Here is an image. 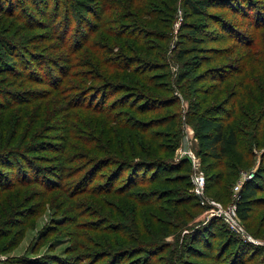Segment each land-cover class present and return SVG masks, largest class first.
Masks as SVG:
<instances>
[{"label": "rangeland", "instance_id": "obj_1", "mask_svg": "<svg viewBox=\"0 0 264 264\" xmlns=\"http://www.w3.org/2000/svg\"><path fill=\"white\" fill-rule=\"evenodd\" d=\"M19 1L22 2V9L18 10L19 13L20 10L25 9L23 13H20V18L8 15L6 11H0L1 58L4 59L6 53L2 43L9 39L19 44L21 56L26 59L32 69L35 68L34 73H40L38 74L40 77L44 76L43 71L33 64L35 60H29L31 55L39 54L47 59H56L63 65L65 63L72 65L74 68L67 71L66 76L76 85V88L102 84V81L95 80L98 71L109 69L104 63H100L99 68L91 67L90 60H95L92 47L83 43L84 46L77 53L75 49L66 51L60 39L52 34L51 14L43 13L42 3L38 1L39 7H36L34 0ZM103 1L99 0V3L94 0H79L74 7L78 12L86 15L89 20H94L95 18L86 7L98 4L101 9L102 5L105 6ZM118 1L124 5L127 4L122 0ZM147 1L151 3L147 10L143 13L134 11V16L128 21L120 19V14L117 15L122 13L124 8L116 10L114 7L110 11L109 15H113L112 18L109 17L112 19L110 24L116 29L123 25L128 28L127 30L142 28L143 31L136 29L138 36L135 37L136 39H114V43L118 44L114 47L111 44L110 51L104 58L107 60L112 57L114 61L118 59L123 61L122 57L126 56L131 59V63H133L132 59H139L154 64L156 70L150 72L153 76V86L146 92L152 96L153 102L151 100L147 102L148 110L138 115L135 114V117L138 116L141 120L151 123L152 133L168 134L165 125L159 124L160 120L167 118V123L170 124L173 121L172 127H176L175 129L180 132L179 145L174 151V158L179 161L182 157L179 159L177 157L181 151L191 150L197 162L194 167L193 161L189 159L190 163H185L183 169L171 175L180 176L188 173L192 178L196 169L203 170L209 176L211 184L217 172L225 167L223 161H218L205 152L200 153L201 147L195 136V128L189 123L195 115L205 114L215 117L238 132V144L228 148L226 159H224L228 167L225 169L226 174L223 181L227 180L225 183L229 182L228 185L223 188L214 186L206 188V179L202 197L193 192V187L190 188L188 191H192L197 197L195 198L197 201L194 199L193 202H197L198 205L190 219L186 218L181 211V208L185 209L184 204L178 207V212L182 215H178L176 220L172 218L173 216H164L162 212L151 209V217L154 214L158 215H156L157 221L150 223L151 228L146 222L143 224L145 226L143 229L148 233L141 232L133 226L132 219L107 215L112 222L117 223L115 219H118L121 221L120 224L125 226L128 224V228H131L128 231L130 240L115 235H113L114 238H109L104 232L88 229L85 226L91 221L106 222L105 214L112 215L114 211L112 207L114 201L111 198L117 200L118 198L106 194H94V196L83 194L76 199L73 206L76 208L73 210V207L64 204L67 196L63 189H51V179L57 182L65 181L60 176L62 173L68 174L64 170H59L62 162L58 160V154L46 150L48 143L63 144L71 141L65 137V135L69 136L65 120L58 119V117L51 120L53 111L63 109L62 103L65 102L67 89L57 96L56 94L51 96V84L48 82H39L27 76L16 77L5 73L0 74V92L4 89L12 92L25 91L26 94L19 98L30 103L28 105L20 102L19 105H11V108L4 106L0 108V121L6 122L10 117L12 125L19 123L22 113H27L24 114L22 130L12 146L16 148L21 146L20 151H24L28 157L27 161L19 160L18 162L13 155L11 157L13 164L8 167L0 159V264H110L108 260H115V264H185L186 260L216 264L214 260L208 258H195L187 251L188 245L193 243L192 235L195 228L206 226L211 221H214L215 234L206 239L209 240L210 247L204 251H213L218 264H238L248 257L250 261L245 264L264 262V205L260 201V198H264V187L260 191L259 200L257 199L250 217L245 221L240 220L241 228L248 236L246 239L241 233L231 229L223 217L213 210L218 208L226 210L227 207L233 205L242 183L247 178H251L257 168L264 164L262 155L264 146L255 144V142L264 143V77L258 76V79L253 82L249 81L251 74L258 68V62L252 59L255 54L250 56L251 52L248 48L253 51L255 48L244 44V41L237 38L240 33L248 34V38L251 39L255 33L263 30V28H256L253 15L258 11L257 6L262 5L264 0H207L208 4L202 6L208 14L207 17L192 12L184 0H167L168 6H163L161 0ZM9 2L10 0H0V6L3 4L6 6ZM228 3L230 6L233 3L236 7L231 8ZM107 13L108 11L103 14L107 17ZM261 16L263 17L264 14L262 13ZM32 19L35 20L31 21ZM81 26L85 27L84 24ZM183 27L195 28L196 36L202 39L201 45L194 46V40L186 39L183 36L186 33ZM107 34L109 35V31L107 32L106 29L99 30L97 37L92 40L105 42ZM182 48H188L185 56L187 64L179 61L177 57ZM19 62L18 57L16 61H10L9 64L19 67ZM49 65L51 62H46L45 66L49 67ZM27 69L22 71L26 72ZM183 72L186 73V77L180 78ZM218 72L228 77L227 80L220 83L215 80L214 77ZM214 85L217 86L214 87ZM29 91H34L37 95L34 93L27 95ZM118 95L122 94H116L115 97ZM174 97H177V102L173 105L169 104ZM163 99L171 101L168 103ZM251 99L256 101L252 103ZM51 100L57 102L48 106ZM233 100L236 101V108L232 105ZM26 108H31L30 112H34L35 115L36 112L42 111L46 113L45 115L48 114V117L45 119L44 116V119H39L37 123L32 119L28 121L29 110L26 111ZM232 109H238V112L234 113L229 120L225 119L226 112ZM80 119H77L76 125ZM175 122L177 124L174 126ZM257 130H260L262 134L258 136ZM16 133V130L13 131L11 137H16ZM101 137L106 141L105 135ZM149 137L150 135L144 131L139 133L137 140L148 144ZM167 138L163 140L166 141ZM19 142L23 143L19 144ZM140 159L149 158L141 156ZM154 160H157L156 156ZM22 163H29L23 164L30 165L29 169L21 171ZM70 165L69 169H74L78 163ZM187 168L190 169L189 172H186ZM235 169H237V174L230 175ZM21 176L22 178L43 177L44 183L47 184L37 182L23 184ZM99 181L96 180L94 183ZM65 182L70 186L71 181L66 180ZM2 184L10 187L1 188ZM78 200H85L83 202L87 204L88 202L95 204L88 208L87 204L77 206ZM120 201L122 202V198ZM100 205L103 206L104 214L93 216V214L86 213ZM119 205L122 206V204ZM161 207L166 206L162 204ZM169 207L174 208L175 206L170 205ZM80 210L83 212L79 213ZM133 213L138 214V211L135 210ZM161 219H168L170 224L159 222ZM254 241H259L258 245ZM77 243L80 245L78 248ZM99 243L103 249H111V251L113 247H121L113 252L114 254L120 250L119 254H115L118 256H105L98 262H90L91 260L86 255L95 253L97 249L100 251L102 248L96 247ZM239 243H248L252 247L250 252L242 258L238 256ZM259 243L262 244L259 245ZM254 247H262V249ZM253 250L259 252L253 253ZM146 255H148L147 261L144 260Z\"/></svg>", "mask_w": 264, "mask_h": 264}, {"label": "trees", "instance_id": "obj_2", "mask_svg": "<svg viewBox=\"0 0 264 264\" xmlns=\"http://www.w3.org/2000/svg\"><path fill=\"white\" fill-rule=\"evenodd\" d=\"M34 1L36 2V7H39V4H37L38 1L42 3L44 14H51L52 34L60 39L63 49L66 51L70 49L74 51L75 49V53H77L81 50L80 48L87 43V45L92 47V54L95 56V60H90L91 67L99 68L100 63H104L109 69L98 71L95 80L102 81V84L76 88V85L66 76V72L74 68L72 65L66 63L63 65L58 63L56 59H47L39 54L31 55L29 60H35L33 64H35L36 68L43 71L44 76L40 77L38 75L40 73H34L35 68L32 69L26 62V59L21 56L18 43H13L9 39L4 40L2 43L3 50L6 53L4 59L1 58L2 56L0 54V74L5 73L8 76L12 75L16 77L27 76L39 82H48L51 84V96L54 94L57 96L67 89V93L64 97L65 102L62 103L63 109L53 111L51 120L53 121L57 117L58 119L62 118L65 120L69 133V136L65 135V137L71 139V141L64 142L63 144L48 143L46 145V150H51V152L58 154V160L62 162L60 163L59 170H64L68 173H66L67 175L62 173L60 178L65 179V181H71V184L69 186L64 180L57 182L51 179V189H63L64 194L67 196V201L64 204H68V207L71 208L74 206L76 199L83 194H93V196L94 194H106L118 198V200L111 198L114 201V206H112L114 211L112 215L108 213L105 214L107 223L105 221H98L95 223L94 220L85 226L91 230L104 232L109 238H114L113 235L128 238V231H130L131 228H128V224L126 226L120 224L121 221L118 219H115L117 223L112 222L107 215H116L120 218L132 219L133 226L140 229L141 232H145L143 229L145 227L143 226L145 222L148 224V227L151 228L152 224L150 223H153L155 220L157 221L156 215L158 214H154V218L151 217V209L158 210L160 213L162 212L164 216H173L172 218L176 220L178 215H182L179 214L178 207L184 204L185 209L183 210V208H181L183 215L188 219L193 217V211L198 205L196 204L197 202H193V200L197 198L195 194L192 191H188L193 187L191 175H188V173L180 176L171 175V173L183 169L185 163H190V160L186 157L177 161L173 156L175 149L179 145L180 132L178 129H175L176 127H172L173 121H171L170 124L167 123V118H164L160 120L161 123L159 124L165 125L169 133H152L150 131L152 128L151 123L141 120L138 116L135 117V114L138 115L148 110L149 107L147 106V102H150V100L153 102L152 96L146 92L153 86V76L150 72L156 70L154 64L152 62H143L139 59H132L133 63H131V59L126 56L122 57L123 61H121V59L114 61L112 57H109L107 60L104 58L110 51V45L113 44L114 47L115 44H118L117 42L114 43V39H132L137 36L136 29L143 31L142 28L127 30L128 28L123 25L116 29L110 24L112 19H109V17H113V15H109L110 11L114 7L116 10L124 8L122 13H118L117 15L120 14V19L128 21L130 20L129 18L134 16L135 12L143 13V11L147 10L151 3L147 0H122L127 3L124 5L121 2L119 3L118 0H104L103 3L105 6L103 7L102 5L101 9H99L98 4L95 6L88 5V7H86L87 11L95 18L94 20H89L86 15H83L82 12H78L75 9L74 6L79 0ZM94 1L99 2V0ZM167 2V0H161L163 6H168L169 3ZM208 2L207 0H184V3L192 12L194 11L195 14L203 17L208 16L206 11L202 9V6L208 4ZM21 3L22 2L19 0H10L9 4L6 6L4 4L0 6V11H6L8 15L20 18V13L25 11V9H23L20 10L19 13L18 10L22 9ZM232 4L230 6L228 3L229 7L235 8V4ZM263 6L264 2L262 5L257 6L258 11L253 15L256 28H263V30L260 33H255L251 39L248 38V34L238 33L237 36L239 40L245 42L244 44L251 45L252 48H255L254 51L248 48L249 52H251L250 56L255 54L252 56V59L258 62V68L249 77V81L251 80L252 82L258 79V76L264 77V36H262L264 35V16H261L262 13L264 14ZM106 11H108L107 17L103 14ZM124 11L125 13H123ZM34 20L35 19H32L31 21ZM83 24L85 27L81 26ZM103 29H106L107 32L109 31V35H106L105 42L93 41L92 39L97 37L99 30ZM185 32L183 36L186 39L194 40V46L201 45L202 39L196 36L195 28H185ZM187 51L188 48H182L177 55L178 60L185 64H187L185 59ZM87 54L88 52L86 55ZM18 57L20 61L19 67L9 64L10 61H16ZM46 62H51V65H49V67L45 66ZM190 66L193 65L190 64ZM27 67H29V69H27ZM24 69L28 71H22ZM184 77H186L185 72L180 75V78ZM224 77L222 73L218 72L214 79L218 80L220 83L223 80H227L228 77ZM215 86L217 85H214V87ZM31 93L37 95L34 91H29L27 95ZM25 94V91L12 92L7 89L2 90L0 92V108L3 106L5 108H11V105H19L20 102L29 105V101H24V99L21 100V98H19ZM116 94L122 95L115 97ZM161 100L162 99H160V101ZM163 101L169 103L171 100L163 99ZM251 101L254 103L256 100L251 99ZM56 102L57 101L51 100L48 106ZM175 102H177V97H174V100L169 104L173 105ZM235 103L236 101L233 100L232 105L234 107ZM160 105L163 106L164 104ZM25 110H29L28 121L32 119V121H36L35 123H37L39 119H44V116L45 119L48 117V114L45 115L46 113L42 111L36 112L35 115L34 112H30L31 108H26ZM237 112L238 109H232L230 112L228 110L225 114V119L227 118V120H229L234 113ZM24 114L27 113L24 112L21 114L20 121L16 125L10 123V117L6 122L0 121V127L3 126L1 127L0 133V159L3 160L4 165L7 167L13 164L11 158L13 155L18 162L19 160L27 161L26 159L28 158L24 151H20L21 146H18V148L12 146L22 130V122L25 118ZM77 119H80V121L76 125L78 122ZM189 123L193 124L195 128V136L201 147L199 150L200 153L202 154V152H205L210 157L218 161H223V166H225L223 170L217 172L211 184L209 183V176L205 174L207 176L206 188H208V186L218 188L227 186L229 182L225 183L227 180L223 181V177L226 174L225 169L228 167V165L224 163V159H226L228 148L238 144V132L232 126L229 127L215 117L205 114L195 115ZM176 124L175 122L174 126ZM15 130L17 131L16 137H11V134ZM144 131L150 135V142L148 144H145L141 140H137L139 133ZM257 133L258 136L262 134L260 130H257ZM102 135H105L106 141L102 139ZM165 137H168L166 141L163 140ZM4 139H6V141ZM22 143L23 142H19V144ZM255 144L261 147L264 146V143L261 142H255ZM35 147L37 148L36 145ZM252 150L253 149H251V151ZM262 155L264 156V151ZM141 156H146L149 159H140ZM154 156L157 157V160H154ZM73 163H78V165L74 169H69V166H71L70 164ZM23 164L29 163H22L20 165V170L24 172V170L29 169L30 165ZM233 167L236 168V166ZM162 168L164 169L160 171ZM237 169L230 173V175H236ZM189 171L190 169L187 168L186 172ZM126 172L127 175H125ZM74 178L76 179L74 180ZM21 179L23 184L28 182L47 184L44 183L43 177L34 176L31 178H22L21 176ZM96 180L100 181L94 183ZM175 184L181 185L176 186ZM7 187L10 186L2 184L1 188L8 189ZM262 187H264V164H261L257 168L251 178H247L242 183L240 191L238 192L235 203L237 215L241 221H245L250 217L257 199L259 200ZM121 198L122 202L120 201ZM83 201L85 200H78L77 206L87 204V202ZM195 201H197V199H195ZM260 201H262L261 203L264 205V198H260ZM118 203L122 204V206ZM94 204V202H88L87 205L89 206H87V208ZM162 204L166 207L162 208ZM170 205L175 207L171 208L169 207ZM75 208L76 207H73L72 209L75 210ZM135 210L138 211V214L133 213ZM80 212L83 211L80 210L79 213ZM86 213L93 214V216L102 215L104 214L103 206H96ZM159 222H164L166 225L170 224L168 219H161ZM213 222L214 221H211L206 226L204 225L199 229L195 228L196 230L192 235L193 243L188 245L187 251L189 255L195 256V258H208L214 260L213 262L218 264L217 257L213 251H204V249L210 247L208 245L209 240L206 239L211 238V236L215 234ZM145 233H148V231ZM128 240L130 239L128 238ZM78 247H80V245L77 243V248ZM96 247L102 249L99 251V249L96 248L97 251H94L95 253L86 255V257L91 260L90 262H98L105 256L113 255L117 257L118 255L115 254H119L120 250L114 254L113 252L121 248L116 246L113 247L112 251L111 249L106 250V248L103 249L100 243ZM251 248V245L248 243H239L237 246L238 256H241V258L244 257L250 252ZM254 248L262 249V247ZM253 251V253L259 252ZM144 260H148V255H146ZM249 261L250 259L248 257L247 259H242L238 264H245ZM108 262L110 264H115V260H108ZM185 264L203 263L186 260ZM260 264H264V262Z\"/></svg>", "mask_w": 264, "mask_h": 264}, {"label": "built area", "instance_id": "obj_3", "mask_svg": "<svg viewBox=\"0 0 264 264\" xmlns=\"http://www.w3.org/2000/svg\"><path fill=\"white\" fill-rule=\"evenodd\" d=\"M188 158L191 161H193V165L194 167H196V156L194 154L193 151H181L179 157H177V159L179 158ZM250 178V177H249ZM205 181H206V176L205 173L203 172V170H197L195 171V173L192 175V183H193V192L199 196L202 197L203 193H204V189H205ZM239 187V186H238ZM214 212H216L219 216L223 217V219L225 220L226 224L230 226L231 229L241 233L245 239L248 237L245 234V231L241 228V222L240 219L237 215V210H236V203H234L233 205H230L229 207L226 208V210L222 209V208H218L213 209ZM256 244L259 241H254ZM262 243H259V245Z\"/></svg>", "mask_w": 264, "mask_h": 264}]
</instances>
